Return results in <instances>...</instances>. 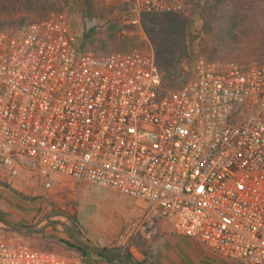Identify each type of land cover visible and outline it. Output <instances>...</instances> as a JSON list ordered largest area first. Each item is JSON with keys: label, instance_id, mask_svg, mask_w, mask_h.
<instances>
[{"label": "built area", "instance_id": "built-area-1", "mask_svg": "<svg viewBox=\"0 0 264 264\" xmlns=\"http://www.w3.org/2000/svg\"><path fill=\"white\" fill-rule=\"evenodd\" d=\"M128 23L185 0H101ZM0 166L143 201L212 254L264 264V65L199 60L169 79L154 53L80 47L63 17L0 29ZM0 264H71L0 238Z\"/></svg>", "mask_w": 264, "mask_h": 264}, {"label": "rangeland", "instance_id": "rangeland-1", "mask_svg": "<svg viewBox=\"0 0 264 264\" xmlns=\"http://www.w3.org/2000/svg\"><path fill=\"white\" fill-rule=\"evenodd\" d=\"M185 2L191 51L177 65L175 78L186 80L199 60L216 61L222 67L264 65V0ZM46 16L63 17L80 47L95 54L153 52L142 26L129 24L118 4L101 0H0V29L18 28ZM0 189L16 194L21 208L15 219L0 211V238L39 251H54L71 264H105L94 254L85 262L79 250L67 245L72 232L79 241L93 242L101 237L105 247H121L124 252L132 243L140 245L149 258L153 248L147 247L153 246L156 234L153 225L164 223L149 213L150 207L143 201L61 175H54L53 185L45 189L34 175L23 170L18 177L9 178L0 166ZM122 237L127 238L125 247L118 246Z\"/></svg>", "mask_w": 264, "mask_h": 264}, {"label": "trees", "instance_id": "trees-1", "mask_svg": "<svg viewBox=\"0 0 264 264\" xmlns=\"http://www.w3.org/2000/svg\"><path fill=\"white\" fill-rule=\"evenodd\" d=\"M141 26L153 47L156 65L169 79H176L177 65L191 51L189 18L184 13H145L141 17ZM70 238L65 243L79 250L87 263L94 254L105 264H141L130 251L124 252L121 247H97L89 239L79 241L76 232H72Z\"/></svg>", "mask_w": 264, "mask_h": 264}, {"label": "crops", "instance_id": "crops-1", "mask_svg": "<svg viewBox=\"0 0 264 264\" xmlns=\"http://www.w3.org/2000/svg\"><path fill=\"white\" fill-rule=\"evenodd\" d=\"M20 209L19 197L13 192L7 193L0 189V211L15 219ZM152 232L156 233L153 235V246L147 248L150 250L153 248V251L149 252L153 256L147 258V251L140 245L132 243L129 246L130 253L141 264H239L205 251L195 240L178 235L167 223L153 225ZM101 239L99 237L98 241L92 243L97 247H105L106 245L100 242ZM118 244V246L124 245L125 247L127 238L122 237ZM97 258L100 260L99 257Z\"/></svg>", "mask_w": 264, "mask_h": 264}]
</instances>
